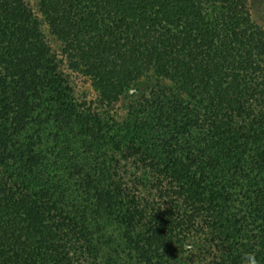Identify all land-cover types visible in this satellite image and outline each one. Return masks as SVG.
<instances>
[{
    "label": "trees",
    "instance_id": "16d2710c",
    "mask_svg": "<svg viewBox=\"0 0 264 264\" xmlns=\"http://www.w3.org/2000/svg\"><path fill=\"white\" fill-rule=\"evenodd\" d=\"M248 251L264 264V0H0V264Z\"/></svg>",
    "mask_w": 264,
    "mask_h": 264
},
{
    "label": "clouds",
    "instance_id": "9594fccd",
    "mask_svg": "<svg viewBox=\"0 0 264 264\" xmlns=\"http://www.w3.org/2000/svg\"><path fill=\"white\" fill-rule=\"evenodd\" d=\"M240 264H260V261L257 259L255 252L248 251L243 253Z\"/></svg>",
    "mask_w": 264,
    "mask_h": 264
},
{
    "label": "rangeland",
    "instance_id": "374dc122",
    "mask_svg": "<svg viewBox=\"0 0 264 264\" xmlns=\"http://www.w3.org/2000/svg\"><path fill=\"white\" fill-rule=\"evenodd\" d=\"M260 0H250L251 4H252V10L254 12V17L257 18V14H258V2ZM256 14V15H255ZM46 33L48 35V37L51 39V41L53 43H55L54 37L48 32V30L46 29Z\"/></svg>",
    "mask_w": 264,
    "mask_h": 264
}]
</instances>
